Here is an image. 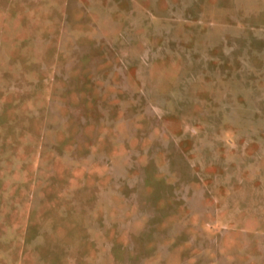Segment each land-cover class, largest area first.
<instances>
[{
	"label": "rangeland",
	"instance_id": "obj_1",
	"mask_svg": "<svg viewBox=\"0 0 264 264\" xmlns=\"http://www.w3.org/2000/svg\"><path fill=\"white\" fill-rule=\"evenodd\" d=\"M255 7L0 0V264H223L264 230Z\"/></svg>",
	"mask_w": 264,
	"mask_h": 264
},
{
	"label": "crops",
	"instance_id": "obj_2",
	"mask_svg": "<svg viewBox=\"0 0 264 264\" xmlns=\"http://www.w3.org/2000/svg\"><path fill=\"white\" fill-rule=\"evenodd\" d=\"M254 67H255V78L253 79L254 85V98L255 104L257 107L260 106V114H263L264 108V0H256L255 7V25H254ZM245 58V59H244ZM242 60L246 63V55ZM243 66H246L244 64ZM243 77H246L244 74ZM247 78H244V87L242 92H245V98L248 97L247 91ZM247 100V99H246ZM257 130L259 127L256 126ZM264 146V144H263ZM257 157H260L256 153L253 154ZM254 156V157H255ZM251 157V156H250ZM263 158L264 157H260ZM253 161H250V163ZM247 164L245 166L246 174H242V184H247L246 189H251V192L256 191L257 187H254L255 184H264V167L257 164ZM261 181H260V180ZM249 189V190H250ZM248 190V191H249ZM249 194V193H248ZM247 195H245V200H247ZM247 212V211H246ZM230 218V217H229ZM250 217L246 216V219L242 221V224H239L240 235H243L241 243L243 244L240 250L232 251L233 243L236 241L233 239L231 242V237L229 233V239L226 244L224 252V261L223 264H264V230L260 231L257 229L253 230L254 234H251L250 228H256V221L249 219ZM231 223V219L229 220ZM245 223V224H244ZM238 225H236V229ZM258 228V227H257ZM251 235V236H250ZM253 235V236H252ZM255 246L254 250L253 247Z\"/></svg>",
	"mask_w": 264,
	"mask_h": 264
}]
</instances>
